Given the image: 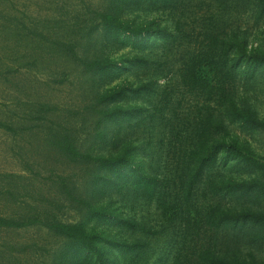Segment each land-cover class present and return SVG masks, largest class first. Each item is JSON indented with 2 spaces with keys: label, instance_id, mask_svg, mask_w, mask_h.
<instances>
[{
  "label": "rangeland",
  "instance_id": "rangeland-1",
  "mask_svg": "<svg viewBox=\"0 0 264 264\" xmlns=\"http://www.w3.org/2000/svg\"><path fill=\"white\" fill-rule=\"evenodd\" d=\"M14 2L16 12L29 17L46 18L49 14L40 8L34 9V2L43 6L38 0ZM23 3L28 7H23ZM52 3L59 4L58 7L64 4L61 17L69 13L68 20L77 12H84L79 0H48L46 6L50 7ZM88 3L97 9L99 0H88ZM199 4H192L184 15L160 3L124 14L123 20L136 26L155 20L154 31L142 38L119 33L105 41L102 35L96 34L89 56L112 61L113 68L106 79L88 76L84 80L76 66H64L56 60L49 63L51 71L47 73L29 69L8 77L9 81L0 78V122L12 125L14 129L9 131L0 126L1 215L17 216L31 208L41 211L43 206L51 207L63 222L83 223L88 230H98L114 240L150 242L144 255H125L116 250L115 264H174L180 252L186 253L194 240L188 229L189 222L198 213H203L207 205L204 191L198 189L194 200L187 204L174 193L176 189L172 191V198L162 196L152 201L132 195L127 197V194L114 195L99 203L113 217L92 218L78 202L69 204L57 198L60 175L77 179L79 171L60 154L55 135L57 132L71 133L79 140H86L82 151L91 147L94 154L107 156L111 143L96 141L92 145L91 136L104 134L110 141L120 135L116 142L123 144L124 133H127V145L136 150L140 160L148 163L154 172L169 174L180 166L186 167L185 152L191 145L189 131L194 111L204 99L186 92L181 73L184 62L204 38V29L209 30L213 18L219 16L207 5L199 8ZM179 19L182 23L177 28ZM71 21L72 24L74 19ZM223 22L224 35L244 38L248 54L254 50L264 51V14L256 8L248 7L226 15ZM160 29L166 30L167 35L161 34ZM0 56H5L4 51L0 50ZM143 85L148 87L133 94L122 107H143L145 116L155 114L154 119L141 123L140 127L133 122L126 131L117 134V128L112 124L107 126L100 115L99 95L107 88ZM234 92L242 109L264 121V69L248 76L241 68L235 78ZM44 102L52 105L51 111L41 109ZM156 108L164 110L156 113ZM228 128L232 139L237 140L243 150H251L258 158L264 156V133L247 130L232 122H228ZM214 172L236 180H249L255 176L234 163L221 164ZM259 204L253 206L264 211V201ZM115 218L128 220L134 226L119 225ZM234 244L244 257L252 252L256 258L264 260V248L246 241ZM62 245L63 239L43 226L0 229V264L53 263ZM90 263L86 260L83 264Z\"/></svg>",
  "mask_w": 264,
  "mask_h": 264
},
{
  "label": "trees",
  "instance_id": "trees-1",
  "mask_svg": "<svg viewBox=\"0 0 264 264\" xmlns=\"http://www.w3.org/2000/svg\"><path fill=\"white\" fill-rule=\"evenodd\" d=\"M13 2L0 0V50L5 54L0 56V78L6 81L29 69L47 73L52 60L64 66H76L84 80L88 76L106 79L113 63L109 58L89 56L94 36L100 34L108 41L119 33L137 38L149 35L157 26L155 20L136 26L122 17L150 4L160 3L184 15L192 4L200 3L199 8L207 5L219 14L217 19L213 18V26L204 29V38L184 62L181 73L186 92L204 99L194 111L189 131L191 145L185 152L186 167L180 166L169 174L154 172L148 163L140 160V154L127 145V133H124L123 144L116 142L120 135L110 141L104 134L91 136L92 145L96 141L111 143L108 155L102 156L94 154L91 147L82 151L86 140H79L68 132H57L55 139L60 154L79 171L77 179L60 175L57 198L69 204L78 202L92 218L102 219L113 215L99 203L114 195L127 194V197L132 195L152 201L162 196L172 198V191L176 189L174 193L187 204L194 200L199 189L204 191L207 205L203 213H198L189 222L193 243L185 254L180 252L174 264H264V260H259L252 252L244 257L234 244L246 241L264 248V211L253 206L264 201V156L258 158L251 150H243L238 141L232 139L228 128V122H232L247 130L264 133V121L242 109L234 92L235 78L241 68L248 76L264 69V51L254 50L248 54L245 39L224 35L222 27L226 15L248 7L256 8L263 15L264 0H99L97 9L93 5L91 8L88 0H79L84 12H77L72 17V24V18L67 19L69 13L61 17L65 8L63 3L59 7L53 3L47 7L48 0H38L43 6L34 2V9L49 13L42 18L16 12L17 6ZM181 23L177 20V28ZM158 31L167 35L164 29ZM146 87L148 85L107 88L100 94L97 105L102 108L100 115L105 124H112L118 134L131 127L133 122L140 127L141 123L154 119L155 114L145 116L143 107H122V103L129 102L133 94ZM51 106L47 102L41 103V109L47 111L52 110ZM163 110L156 108V113ZM0 126L14 130L12 125L3 122ZM230 163L255 176L249 180H236L214 172L221 164ZM54 213L55 209L43 206L41 211L31 208L17 216L0 214V229L43 226L63 239L53 263L46 264H83L86 260L90 264H115L116 250L125 255H144L150 248V242L114 240L98 230H88L83 223L63 222ZM116 219L119 225L134 226L128 220Z\"/></svg>",
  "mask_w": 264,
  "mask_h": 264
}]
</instances>
